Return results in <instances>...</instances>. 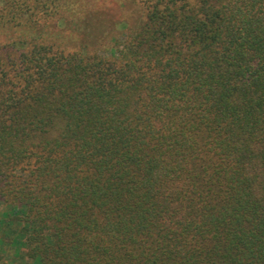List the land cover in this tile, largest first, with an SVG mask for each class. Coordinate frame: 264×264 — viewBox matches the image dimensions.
Returning <instances> with one entry per match:
<instances>
[{
	"label": "trees",
	"instance_id": "trees-1",
	"mask_svg": "<svg viewBox=\"0 0 264 264\" xmlns=\"http://www.w3.org/2000/svg\"><path fill=\"white\" fill-rule=\"evenodd\" d=\"M75 3L0 0V264H264V0Z\"/></svg>",
	"mask_w": 264,
	"mask_h": 264
},
{
	"label": "rangeland",
	"instance_id": "rangeland-1",
	"mask_svg": "<svg viewBox=\"0 0 264 264\" xmlns=\"http://www.w3.org/2000/svg\"><path fill=\"white\" fill-rule=\"evenodd\" d=\"M145 4L146 0H76L64 30L56 29L59 33L52 35L66 44V50L85 45L89 51L109 55L122 31L142 21Z\"/></svg>",
	"mask_w": 264,
	"mask_h": 264
}]
</instances>
